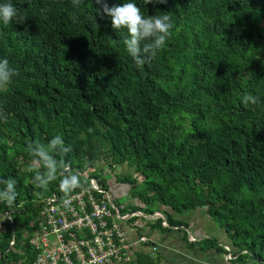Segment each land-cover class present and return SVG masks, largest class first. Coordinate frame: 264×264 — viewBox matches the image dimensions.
Wrapping results in <instances>:
<instances>
[{
    "label": "trees",
    "instance_id": "1",
    "mask_svg": "<svg viewBox=\"0 0 264 264\" xmlns=\"http://www.w3.org/2000/svg\"><path fill=\"white\" fill-rule=\"evenodd\" d=\"M132 2L145 16L169 12L173 24L143 67L125 49L126 29L96 15L95 0H0L27 17L0 21V60L18 73L0 89V178L17 182L14 203L0 202V264H35L29 239L42 200L89 179L109 191L105 177L121 167L133 172L116 181L137 205L120 213L160 212L167 226L139 220L162 232L187 227L176 216L204 208L231 248L211 238L203 249L264 264V0ZM245 94L258 103L244 104ZM57 135L71 151L56 158L81 181L67 193L59 178L37 188L28 170L27 145ZM144 244L151 251L133 264H163Z\"/></svg>",
    "mask_w": 264,
    "mask_h": 264
},
{
    "label": "built area",
    "instance_id": "2",
    "mask_svg": "<svg viewBox=\"0 0 264 264\" xmlns=\"http://www.w3.org/2000/svg\"><path fill=\"white\" fill-rule=\"evenodd\" d=\"M112 203L110 191L94 179H89L88 185L78 192L67 196L53 194L42 200L37 226L29 239L36 252L35 264L131 263L132 244L121 223L134 217L155 220L161 215L120 213ZM163 226H167L165 220ZM148 241L142 236L138 242Z\"/></svg>",
    "mask_w": 264,
    "mask_h": 264
},
{
    "label": "clouds",
    "instance_id": "3",
    "mask_svg": "<svg viewBox=\"0 0 264 264\" xmlns=\"http://www.w3.org/2000/svg\"><path fill=\"white\" fill-rule=\"evenodd\" d=\"M164 2L165 0H145L146 4ZM72 3L74 6H80L82 0H72ZM95 3L98 5L96 15L110 18L112 29H126L128 35L123 40V44L136 67L150 63L172 34L173 24L169 12L145 16L132 0L111 6L108 0H95ZM14 19L18 23H23L27 17L19 15L11 3L0 4V21L8 24ZM17 74L7 60H0V89L5 88L11 78ZM258 101L259 97L252 94H245L242 98V102L246 105H255ZM27 149L33 157L28 170L36 172L33 182L37 188L47 189L49 183L58 178L60 190L65 193L80 187V176L72 169L71 164L64 159L56 158L58 154L71 151L70 146L65 147L60 135L53 137L46 144L39 140L30 142ZM16 183L13 178H0V185L4 186L0 188V202L7 205L14 203L17 197Z\"/></svg>",
    "mask_w": 264,
    "mask_h": 264
},
{
    "label": "crops",
    "instance_id": "4",
    "mask_svg": "<svg viewBox=\"0 0 264 264\" xmlns=\"http://www.w3.org/2000/svg\"><path fill=\"white\" fill-rule=\"evenodd\" d=\"M121 169H119L120 172ZM115 181L116 179L113 181L112 191H114L112 198L116 197L114 199H118L122 195L117 196L118 187L115 184L122 186L123 192L127 189L124 184L121 185ZM131 205L136 206L137 201H133L129 205L130 207L126 209L132 208ZM126 214L130 213L126 212ZM176 219L184 221L187 227L171 228L168 231L161 232L159 230L150 231L148 229L149 226L146 227L145 223L139 218L122 222L121 227L124 235L127 241L132 244L130 248L132 261L136 253H148L151 251L150 246L138 242L142 236H146L153 243L152 245L156 250L154 255L163 257V264H233L228 262V255L226 257L224 253H217L213 249L205 250L202 248V242L211 238L216 239L217 243L220 246H224L227 251L230 252L231 248V241L228 235L212 221L206 209L198 208L186 214L177 215ZM184 235H187L189 241L184 240ZM128 264H133V262Z\"/></svg>",
    "mask_w": 264,
    "mask_h": 264
},
{
    "label": "rangeland",
    "instance_id": "5",
    "mask_svg": "<svg viewBox=\"0 0 264 264\" xmlns=\"http://www.w3.org/2000/svg\"><path fill=\"white\" fill-rule=\"evenodd\" d=\"M119 169H121V168H118L117 169V171L115 172V173H113V174H110L111 176H106L105 177V179H106V182H107V185H108V189H109V191H110V193H111V195H113V191H112V186H113V181L117 178L116 177V174L117 175H119V174H129L130 172H131V174H132V172H133V170L132 169H129V168H122L121 169V172H120V170ZM108 171L106 170L105 171V174L106 175H109V173H107ZM114 180H113V179ZM116 182V181H115ZM122 185V184H121ZM115 186H117L118 187V189H117V191H116V193H117V196L119 195V196H121L120 198H118V199H114V198H116V197H114L113 199H114V203H115V205H116V207L117 208H120L121 210H123V211H126V210H128V209H126V208H128V207H130L129 205L131 204V203H133V201L135 202V200L134 199H131V197H130V194H129V191L131 190V187L130 186H127V185H124V186H126L125 188L127 189V190H124V192H123V190H122V186H120V185H116L115 184ZM124 194V195H123ZM131 207H134L133 205H131ZM130 209V208H129ZM0 221H3V218L2 217H0ZM156 220H150V221H148L149 223H154ZM147 222V221H146ZM230 257H231V255H230Z\"/></svg>",
    "mask_w": 264,
    "mask_h": 264
},
{
    "label": "water",
    "instance_id": "6",
    "mask_svg": "<svg viewBox=\"0 0 264 264\" xmlns=\"http://www.w3.org/2000/svg\"><path fill=\"white\" fill-rule=\"evenodd\" d=\"M112 206H113V208H116V205H115V203H112ZM117 209V208H116ZM118 210V209H117ZM158 214L159 215H161V217L165 220V218H164V216H163V214L162 213H160V212H158Z\"/></svg>",
    "mask_w": 264,
    "mask_h": 264
}]
</instances>
